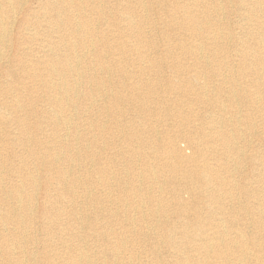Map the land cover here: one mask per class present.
<instances>
[{"label": "bare ground", "instance_id": "6f19581e", "mask_svg": "<svg viewBox=\"0 0 264 264\" xmlns=\"http://www.w3.org/2000/svg\"><path fill=\"white\" fill-rule=\"evenodd\" d=\"M21 1L3 0L2 3L11 8L9 23L13 26L21 27L32 19L30 9H25L23 4L26 3ZM112 1L113 4L110 0H40L42 18L34 19L44 27L48 44L39 50L36 60L26 62L15 57L3 67L0 64V75L18 79L17 84L2 87L12 95L9 96L12 111L11 115L0 113V122L16 120L19 125L17 134L10 137L9 142L0 136V187L4 176L11 177L8 170L15 169L14 176L24 177L12 188L0 189L3 199L14 198L3 215L4 220L13 223L16 234L26 235L33 231L31 221L40 217L37 225H41L47 236V240L42 241L44 244L55 236L78 237L84 228L90 236L109 239L106 251L117 263L264 264V150L261 154L259 150L251 154L236 145L237 135L243 134L242 120L249 118L240 114L239 106L264 100V0H237L252 23L243 36L224 34L226 22L211 14L217 10L216 0L209 1L206 9H201L196 2L180 6L184 11L182 19L190 23L180 21L179 30L187 31L189 37L206 32L205 36L214 43L231 40L237 42L239 48L235 55L228 54L225 48H216L215 53L211 51V56L208 55L210 60L202 63L195 59L192 67L181 61L176 65L178 73L187 72L188 77L177 78V81L166 79L162 83L142 77L149 71L154 76L163 71L156 60L149 58L150 52L158 47L154 31H162L165 38L170 39L169 30L175 29L166 21L167 27L160 30L150 18V12L157 8L160 0ZM2 4L0 12L4 11ZM219 30L220 34H216ZM174 34L179 36L176 45L182 53L183 36L180 32ZM246 35L249 42L244 38ZM166 41L168 48L164 55L168 59L175 45ZM7 46L2 48L7 51ZM4 53L0 52V59ZM133 53L136 57L131 61ZM127 61L132 69L127 68ZM236 61L241 65L234 64ZM171 63L174 66L176 62ZM200 67L212 71L214 77L222 68L230 69V76L225 75L221 81L226 82L228 77L231 87L227 92L232 107L238 108L221 104L218 114L205 110L206 114L197 118L201 122L191 124L193 119L189 112L177 109L178 102L189 91L204 90L198 97L203 103L225 93L223 83H208V78L199 73ZM97 73L105 75L98 80L93 77ZM248 74L250 87L242 83ZM131 76L136 79L127 82ZM199 78L206 81L198 83ZM28 79H31L30 84ZM78 83L93 86L90 92L83 91ZM38 89L43 93L42 99L41 95L33 98V92ZM174 91L176 98L170 95ZM160 92L161 95L155 96ZM39 102H45L50 108L43 110L36 122H28V116L37 114L33 106ZM84 103L97 114L89 117L83 131L81 127L85 122L79 120V110ZM123 103L136 107L137 114L127 118V107H121ZM147 103L157 106L152 115L154 119L143 123L142 119L150 115L144 106ZM0 104L6 107L4 102ZM23 104L27 109L31 106L25 114L20 112L25 109ZM68 109H73V114L66 113ZM178 125L181 130L173 131ZM92 131L97 133L91 134ZM161 135L163 137H159ZM15 144L23 148L18 152ZM127 152L130 165H127ZM17 156L20 157L16 163ZM134 157L140 159L139 163L135 160V166ZM31 164L45 168L46 192L51 179L58 184L55 186L57 196L51 199L47 195L48 200L39 213L34 210L33 199L40 183L38 175L28 170ZM163 177L168 178L167 184H176L162 186ZM28 178L30 182H25ZM151 183L154 187L149 186ZM170 187L175 200H168L161 193ZM196 190L200 195H196ZM184 192L197 201H185ZM23 196L27 197L26 203ZM81 200L97 206L81 209L78 206ZM133 203L136 209L132 214ZM172 214L180 222L163 226L166 228L163 235L150 238L137 234L143 229H136V220L141 222L148 216L166 219ZM3 243H6L4 238L0 245ZM66 244L68 242L64 241L63 245ZM147 251L153 255L152 263L136 257L137 253ZM89 261L91 255L82 251L66 259V264H89ZM92 263L102 264L95 260Z\"/></svg>", "mask_w": 264, "mask_h": 264}, {"label": "rangeland", "instance_id": "374dc122", "mask_svg": "<svg viewBox=\"0 0 264 264\" xmlns=\"http://www.w3.org/2000/svg\"><path fill=\"white\" fill-rule=\"evenodd\" d=\"M15 1H17V0H15ZM18 1L20 2L21 0H18ZM24 1H26V2H24ZM27 1H29V2L27 3ZM209 1H211V0H166V1L160 0L159 5L157 4V8L150 12V18L155 21L156 27L160 30L163 29L167 25L166 21L168 23L170 22L169 24H173L175 29L169 30L171 33L169 32L168 37H172L170 39L165 38L162 31H158V32H157V30L154 31L153 37L158 41V45H157L158 47H157V49H153L152 53L150 52L149 58H151V60H156L161 65L163 71L161 72V74L158 73L155 76L152 74L153 73L152 71L146 72L142 76L143 80L155 81V82L158 81V82L162 83V80L164 81L166 79H173V80L177 81L180 78H186V77H188L189 74L187 72H185L182 75L181 74L179 75L176 65H178L181 61H183L186 64L185 66L192 67L191 64H193L195 62V59H198L202 63H205V59L210 60L209 56H211V51L213 53H215L213 50L216 48H225L228 50V54H233V55L236 54V51H237V48H239V45L235 41L226 40V41H222V42L219 41L217 43H214L212 41L213 39H208L205 36L206 32L202 36H197L198 34H192V32L190 31L189 34H192L193 37H189L187 31L179 30L180 21L186 22L185 20L182 19L184 17V14H183L184 11L181 10L180 6H182V5H184V6L189 5L190 6V5H193L194 2H196L197 5H199V7L201 9H203V8L206 9L208 4H209ZM216 1H218L217 10H215L214 12L212 11L211 14L213 16H217L219 18H222L223 21L226 22L227 28L223 30L224 34H228L229 32L232 33L234 36H243L244 34H246V27L250 26L252 23H249V20H248L249 14L245 13L244 9H240L241 8V2H238L237 0H216ZM110 2H111V4H113L112 0H110ZM0 3L2 4L3 0H0ZM21 3L22 4L26 3V4H23V7H25V9H28V10L30 9V14L32 16L30 23L26 22V24L22 25L21 27H19L18 24L13 26L12 24L9 23L10 22L9 16L11 15V8L2 4V6L4 7V11L0 12V18H1L0 19V39H1L0 40V52H5L4 53L5 55L3 56L2 59H0L1 67L5 66L10 59L13 60L15 57L18 60H24L26 62L30 61V60H34V59L36 60L37 58H39V50L42 49L43 46L48 44L47 40H45L46 37L44 36V33H45L44 32L45 30H43L44 27H42V24L38 22L39 21L38 19H34L35 17L36 18H42L41 13H40V11L42 12L40 0H22ZM221 4H222V6H221ZM170 5H172L173 7H170ZM223 5H224V7H223ZM232 6H233V8H232ZM229 8H231V11L229 10ZM242 13H244V14H242ZM245 16H247V18ZM239 20H240V22H239ZM187 22L190 23V21H188V20H187ZM187 22H186V24H187ZM4 26L6 28H4ZM204 28L207 29L208 26L204 27ZM22 29H23V32H21ZM4 31H5V33H4ZM35 31H36V33H35ZM174 32H177V33L180 32L183 36L181 40L184 42L185 48H182V53H181V50L176 45L177 41H179V39H178L179 36L175 35ZM216 34H220V30L218 32H216ZM216 34L214 35V37H216ZM210 36H212V35H210ZM202 37H203V39H202ZM6 38H8V39H6ZM244 38H246L247 42H249L248 35H246ZM166 40H170L171 46L175 45V46H173L172 57L168 58V59H165V55H164L165 54V51H164L165 48L166 49L168 48L166 46L167 45ZM7 45H9V46H7ZM2 46H7V51L5 50L6 48L3 49ZM190 46L193 47L194 49L191 48L189 50L188 47H190ZM18 48H20V50H18ZM217 55H218V53L216 54V56ZM134 57H136V55L134 53H133V55H130L131 61L133 60ZM217 58H219V57H217ZM46 59H49V58L47 57ZM212 59H214V58H212ZM174 60L176 63L174 66H172L171 62H173ZM232 63H234V62H232ZM234 64H236V65L239 64V66L241 65L237 61ZM130 65H131V63H129V61H127V68L132 69L133 66H130ZM204 65H207V64H204ZM230 65L231 64H229V66ZM196 69H197L196 66H193V71H196ZM198 70H199V73H201L205 78H208V83L210 81H213L212 83L222 82L223 84L222 83H220V84H222V86L224 87L225 93H223L221 95V97L218 99L215 96L214 98H211L210 101L208 100L207 102L203 103V102L199 101L198 97L202 96L205 93L204 90H197L195 92L189 91V94L184 96L178 102L177 109L189 112V115L193 119L191 124H194V122L195 123L201 122V119L198 120L197 118L205 115L206 114L205 110H213L214 113L218 114L219 113L218 106L221 104L225 103V105H227V106L230 105V108H232V109L238 108V107L237 108L232 107L233 102L231 101V99L229 97L230 93L227 92L231 87L230 86L231 83L228 79V77L231 74L230 73L231 71L228 67H225L224 69L222 68L216 74L217 77L216 76L214 77V75L212 74L213 72L206 69V68L200 67V68H198ZM263 70H264V64H263ZM219 73H221L222 75H219ZM249 74L244 78L242 83H244V84H246V86L250 87V81L251 80L249 81V78H250ZM104 75L105 74H98L97 73V74H94L93 77H96V79L101 80V78L104 77ZM225 75H228V77H227V81L226 82L224 81L225 82L224 83L223 81H221V78H224ZM255 76H257V74ZM260 76H261V73L259 72V77ZM134 79H136V78L134 76H131L130 79L127 78V82L132 81ZM204 80H205L204 78L203 79L199 78L198 83L203 82ZM30 82H31V79H28L27 83L30 84ZM17 83H18L17 77L6 76V74L0 75V102H4L6 105V107H5V106L0 104V113L1 114L11 115V111H12L11 107H10L11 97H9L12 95H8L5 91L2 90V87H4L6 89L11 84H17ZM78 84L83 89V91H89V92L91 91L90 89L93 86V85L87 84V83H78ZM142 89L143 88L141 87L138 90L141 91ZM40 91L41 90H39V89H38V91L35 90L33 92V98L35 97L36 99H38L39 96L41 95L40 97L42 99L43 93H41ZM36 92H38L40 94H38ZM209 93H212V92L209 91ZM35 94H37L38 96ZM161 94H162V92H160L159 94H155V96L156 95L158 96ZM170 95H172V98H176L177 93L174 91ZM24 99H25V102L27 104H29L27 101V98L24 97ZM216 99H217V101H216ZM262 101H264V100H261L260 102H257L256 104H253V105L246 104V105L239 106L240 107L239 108L240 114H242L244 117L249 116V118H247V120L246 119L242 120L243 125L241 127H242L243 134L237 135L238 141H237L236 145L242 149H247L246 152H248V153L251 152V154L257 150H259L260 154H261V152L264 150V106H263L264 103ZM23 103H24V101H23ZM23 105H24V108L26 110L24 109V111H23V109H22V110H20V112L22 114H25L27 112V110H29L31 108V106H29L27 109V106H25V104H23ZM35 106H33V108H34L33 111L38 110L37 114H33V115L28 116V119H27L28 122H36V120H38L40 118L41 114L43 113L42 111L50 108V106L48 107V105L45 102H42V103L39 102V104H36ZM87 106H88V104L85 105V103H84L83 107L79 110V118H80L79 120L85 122V125L81 127L83 131L86 129V127L88 125V122L90 120L89 117L92 114H94L95 116L97 114L96 110L92 111L90 108L87 109ZM144 106L147 107V109L150 112V115H149L148 119H146V120L142 119V122L143 123H150L151 120L154 119L152 115L154 114V110H155L157 104L147 103ZM121 107H123V108L127 107V118H130V116L137 114V113H135V110L138 111V109H136V107L129 105L128 103L127 104L123 103L121 105ZM85 109H87V110H85ZM73 112H74L73 109L72 110L68 109L66 111V113H68V114H73ZM231 112H232V110H231ZM194 116H195V118H194ZM262 117H263V119H262ZM132 119H133V121H136V122L140 121V119H138V118H132ZM129 122H130V120H129ZM248 122L252 123V124L250 126H247L246 124H248ZM254 123L256 124V127H254V125H255ZM136 124H138V123H136ZM18 129H19V125H18V122L16 120H11L7 123H5V121H3V120L0 122V136L4 140H6L7 142L10 141V137L15 136V134H17ZM47 129H49L48 126H47ZM175 130H181V127L178 125V127L173 129V131H175ZM248 132H250V133H248ZM95 133H97V132H95ZM95 133L93 131L91 132V134H95ZM10 134H12V135L10 136ZM235 134H237V132ZM159 137H163V135H161ZM152 139L153 138L151 137L150 141H152ZM249 142H251V143H249ZM181 144L185 145V142H181ZM21 148H23V147L20 144L14 145V149L17 150L18 152L21 150ZM128 149H129V147L127 146V150ZM186 151H187V153H189L190 149H187ZM127 154H128L127 155V165H130L131 162H130V159L128 158L130 153L127 152ZM96 156L98 157V155H96ZM18 157H20V156L15 157L16 163L18 162V159H19ZM135 160L137 163L140 162V159L134 157L133 166H135ZM152 162H153V160H152ZM26 163L30 164V161H28ZM40 167L41 166L37 167L34 164L28 165V170L29 171L32 170L33 173L38 175V177H39L38 183H40V184L38 185L39 187H37L38 189H36L37 196L35 194L34 199H33V207H35L34 210L38 211V213L42 209L41 207H43L45 205V203H46L45 201L48 200L47 195H49L51 199H53L57 196V191H56L55 186H58V184L53 179H51V181L49 183H47L49 186V190H48V192H46L47 186H45V183H46L45 181L48 178L45 177V175H44L46 172L45 168H40ZM89 167H91V166L89 165ZM11 170L7 171V173H9L11 175V177L4 176L5 177L4 183H3L4 187L3 186H1V187L12 188L13 185L18 183L20 179L24 180L23 176L18 177L17 175L16 176L13 175V171L15 169H11ZM137 171L141 172V169L137 170ZM159 175H160V173H159ZM48 177L52 178V176H48ZM94 177H95V175H94ZM30 180H31V178H28L25 180V182H30ZM159 181H160V178H159ZM167 182H168V178L163 177V180L161 182L162 186H173V184H176V183L167 184ZM159 184L160 183H157L156 186H159ZM149 186L154 187V186H152V183ZM1 187H0V189H1ZM196 192H197V194H196L197 196L200 195L198 193V190H196ZM161 193L168 200H172V198H174L176 196L174 194V192L172 191V187L165 189ZM183 195H184V198H186L185 201L186 200L189 201V199H191L190 201H192V202L197 201V198H195V197L189 198L188 193L184 192ZM2 196H3V194L0 191V240L3 238L6 239V243H3L0 245V264H61L63 261H65L64 264H66V259L70 260V257H72L74 255H80L82 251L87 252L88 254L91 255V261H89V264H93L92 263L93 260H95L96 262H102V264H110V263L111 264H123L122 263L123 261H118V263L113 261L111 253L106 251V246L109 244V239L101 240L100 238H98L96 236H92V235L90 236L88 234V231L84 228H81L78 237L72 238V237L66 236V238L62 239L59 236H55V237H51V239L49 238V242L44 244V243H42V241L47 240V236L44 235L43 228L39 224L41 222V219H40V217L38 218V216H37L36 219H34L33 223L31 221V226H33V231L30 234H26V235L24 233L16 234L15 232L17 229H15L13 223L5 221L3 218V215L5 214L8 205H10L13 202L14 198L9 196V197H7V199H3ZM127 196L129 197L128 193H127ZM22 200L26 203L27 197L23 196ZM174 200H175V198H174ZM92 203L93 202L88 201V200H85V201L81 200V202H79L78 206L81 209H87V208L88 209H94V208H96L97 205L92 204ZM135 206H136V204L133 203L134 208H133V210H131L132 214H133L134 210L136 209ZM68 208H69V206H68ZM68 208H66V209H68ZM136 221H137L135 223L136 229L137 228L143 229V231H137V234H142V236L145 235V236L150 237V238L155 237V236L158 237V235H163L165 233L164 230L166 229V228L164 229L163 226L166 227L167 223H169V224L175 223L178 225L180 222L178 217L174 214L170 215V217H168L166 219H164V218L161 219L158 216H155V217L148 216V217L144 218L141 222H139L138 220H136ZM37 222H39L38 225H37ZM142 223H144V224H142ZM246 223H247V220H246ZM129 226L134 228L133 225H131V224H129ZM64 241H67L68 244L63 245ZM24 249H26V250H24ZM164 254L168 259L169 258L168 252H165ZM152 256L153 255L150 253V251H147V252H143V253H139V254L137 253L136 257L139 260H143L144 262L152 263L151 262ZM49 258H51V259L49 260ZM82 264H88V263L82 262Z\"/></svg>", "mask_w": 264, "mask_h": 264}]
</instances>
